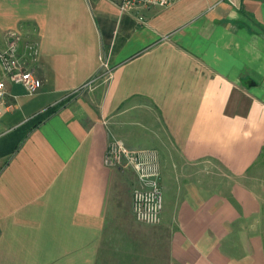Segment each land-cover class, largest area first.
Segmentation results:
<instances>
[{"label": "crops", "instance_id": "obj_1", "mask_svg": "<svg viewBox=\"0 0 264 264\" xmlns=\"http://www.w3.org/2000/svg\"><path fill=\"white\" fill-rule=\"evenodd\" d=\"M121 2L0 0L43 81L0 79V264H264V0ZM112 138L158 152L160 224L136 220Z\"/></svg>", "mask_w": 264, "mask_h": 264}, {"label": "built area", "instance_id": "obj_2", "mask_svg": "<svg viewBox=\"0 0 264 264\" xmlns=\"http://www.w3.org/2000/svg\"><path fill=\"white\" fill-rule=\"evenodd\" d=\"M174 0H122V12L139 11L148 7L167 8ZM144 22V17L139 16ZM20 34L9 33V38L0 47V79L22 85L27 94L33 96L43 87V81L36 76L34 63L38 58L36 43L25 42V51L20 53ZM91 80L86 88L94 82ZM6 94L5 81L0 80V102ZM110 167H130L136 176L133 190V212L137 221L147 225H158L162 221L164 195L161 185L162 174L158 152L155 150H132L123 140L112 138L105 156Z\"/></svg>", "mask_w": 264, "mask_h": 264}, {"label": "rangeland", "instance_id": "obj_3", "mask_svg": "<svg viewBox=\"0 0 264 264\" xmlns=\"http://www.w3.org/2000/svg\"><path fill=\"white\" fill-rule=\"evenodd\" d=\"M21 28L23 29V27H21ZM26 31L27 30L25 29V30H21V31L19 30L17 32L16 31L15 32H12V33L20 34V36L22 38V44H21V47L22 48H20V53H23L25 51V48H24L25 47V42L31 41V40H29V37H28ZM8 38H9V33H5L4 35L0 36V47H2L5 44L6 39H8ZM107 79H108V74H107ZM107 79H104V80H107ZM95 83L96 82H93L90 85V87H87V88L84 87V89H80V91H78V92H76L74 94L71 93L69 95H64L63 97H60V101H58L55 104V106L53 107V109L56 110V109L60 108L61 106L67 104L73 97H75L76 95H78L79 92L91 90L93 87H95V85H96ZM52 112H54V110L49 111V112H46L44 115L40 116V118L36 117V119L32 122V124H34L37 121H39V119H41V117L42 118H45V117L49 116L50 114H52ZM131 149L132 150H136V149H133V148H131ZM136 151H138V150H136ZM256 169H260V171H263L264 170V150H263L262 154L260 155V157L258 159V162L256 163ZM128 176L130 177L131 175H128ZM135 186H136V184L132 187L133 190H134ZM133 190H132V192H133Z\"/></svg>", "mask_w": 264, "mask_h": 264}]
</instances>
